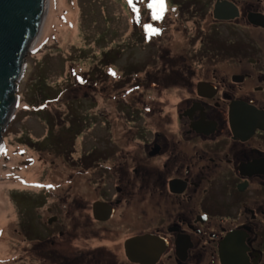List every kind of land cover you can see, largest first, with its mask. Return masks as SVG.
I'll return each mask as SVG.
<instances>
[{
	"label": "flooded vegetation",
	"instance_id": "obj_1",
	"mask_svg": "<svg viewBox=\"0 0 264 264\" xmlns=\"http://www.w3.org/2000/svg\"><path fill=\"white\" fill-rule=\"evenodd\" d=\"M175 4L108 75L111 139L37 178L31 242L2 238L30 264H264V0Z\"/></svg>",
	"mask_w": 264,
	"mask_h": 264
},
{
	"label": "rangeland",
	"instance_id": "obj_2",
	"mask_svg": "<svg viewBox=\"0 0 264 264\" xmlns=\"http://www.w3.org/2000/svg\"><path fill=\"white\" fill-rule=\"evenodd\" d=\"M175 3L163 0L161 11L150 7L153 0H47L33 55L25 57L17 85L15 112L1 135L0 264H30V246L19 240L7 245L2 238L31 242L37 178L51 172L52 185L66 188L70 181L62 180L54 163L65 160L79 169L84 143L95 147L101 132V143L111 139L112 110L119 116L130 106L115 105L116 79L108 75L114 68L126 71L131 52L146 57L143 46L133 50L140 44L138 28H154V14L177 13Z\"/></svg>",
	"mask_w": 264,
	"mask_h": 264
},
{
	"label": "water",
	"instance_id": "obj_3",
	"mask_svg": "<svg viewBox=\"0 0 264 264\" xmlns=\"http://www.w3.org/2000/svg\"><path fill=\"white\" fill-rule=\"evenodd\" d=\"M47 10V0H0V144L16 108L17 85Z\"/></svg>",
	"mask_w": 264,
	"mask_h": 264
},
{
	"label": "snow or ice",
	"instance_id": "obj_4",
	"mask_svg": "<svg viewBox=\"0 0 264 264\" xmlns=\"http://www.w3.org/2000/svg\"><path fill=\"white\" fill-rule=\"evenodd\" d=\"M131 3V0H129ZM150 7H158L161 11L163 10V0H153V4L150 5ZM154 19H159V15L154 14L153 15ZM146 27L151 28V25H147Z\"/></svg>",
	"mask_w": 264,
	"mask_h": 264
},
{
	"label": "trees",
	"instance_id": "obj_5",
	"mask_svg": "<svg viewBox=\"0 0 264 264\" xmlns=\"http://www.w3.org/2000/svg\"><path fill=\"white\" fill-rule=\"evenodd\" d=\"M30 55H33V52H32V54H30Z\"/></svg>",
	"mask_w": 264,
	"mask_h": 264
}]
</instances>
